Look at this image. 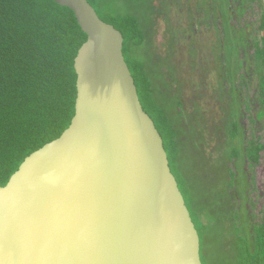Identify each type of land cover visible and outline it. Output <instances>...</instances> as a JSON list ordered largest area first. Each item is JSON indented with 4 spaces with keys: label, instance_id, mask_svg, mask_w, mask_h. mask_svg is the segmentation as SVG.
Here are the masks:
<instances>
[{
    "label": "trees",
    "instance_id": "trees-1",
    "mask_svg": "<svg viewBox=\"0 0 264 264\" xmlns=\"http://www.w3.org/2000/svg\"><path fill=\"white\" fill-rule=\"evenodd\" d=\"M88 1L124 36L140 103L163 138L203 264H264V208L255 212L249 174L264 159V142L243 133L248 102L235 82L240 75L246 83L240 71L252 58L264 117L263 1ZM86 40L74 12L54 0H0L1 186L71 125L75 58Z\"/></svg>",
    "mask_w": 264,
    "mask_h": 264
},
{
    "label": "water",
    "instance_id": "water-1",
    "mask_svg": "<svg viewBox=\"0 0 264 264\" xmlns=\"http://www.w3.org/2000/svg\"><path fill=\"white\" fill-rule=\"evenodd\" d=\"M54 1L87 35L75 58V116L0 185V264H203L122 32L88 0Z\"/></svg>",
    "mask_w": 264,
    "mask_h": 264
},
{
    "label": "rangeland",
    "instance_id": "rangeland-1",
    "mask_svg": "<svg viewBox=\"0 0 264 264\" xmlns=\"http://www.w3.org/2000/svg\"><path fill=\"white\" fill-rule=\"evenodd\" d=\"M254 20V17H249L246 21L247 26L251 25ZM249 28V30H250ZM250 54L253 53L252 47L249 46ZM241 58H244V52L241 54ZM243 67L240 71V74L244 75L245 84L240 83V75L236 77L235 82L239 86L237 91L240 95L244 94L245 101L248 102V109L243 105L242 107V117H241V128L243 133L249 140L258 137L261 138V141L264 142V117H262L263 107L259 101V94L257 88V73L256 66L253 64V59H245L243 61ZM264 158V152H263ZM262 158V159H263ZM250 176L253 179L254 191L252 192V197L256 203L255 212H258L260 209L264 208V159L261 164L254 165L249 171Z\"/></svg>",
    "mask_w": 264,
    "mask_h": 264
}]
</instances>
